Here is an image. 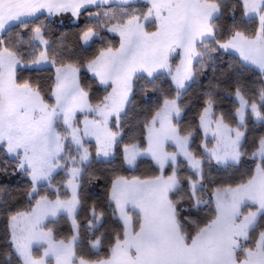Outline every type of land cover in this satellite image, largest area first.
<instances>
[{
    "label": "snow or ice",
    "instance_id": "obj_1",
    "mask_svg": "<svg viewBox=\"0 0 264 264\" xmlns=\"http://www.w3.org/2000/svg\"><path fill=\"white\" fill-rule=\"evenodd\" d=\"M132 2L0 0V151L30 181L28 206L9 211L8 247L0 251V264H264V134L251 142L248 138L249 113L264 125V80L254 93L258 100L251 101L237 82L234 126L223 112L217 115L216 90L204 94L195 125L204 136L199 153L192 147L195 131L185 132L180 124L183 94L216 53H237L242 66H252L264 77V0H144L146 11ZM237 9L243 19L256 23L254 32L236 23L221 26L226 11L235 21ZM85 12L94 23L81 31L79 40L88 46L103 43L106 31L119 36V46L109 41L83 63L65 62V53L45 38L40 18L71 13L78 19ZM146 22H154L155 30L147 31ZM13 28L20 31L13 34ZM66 55L71 56L70 49ZM49 68L54 75L47 97L54 103L47 102L39 80H21L18 74ZM82 69L104 87L96 103L91 86L82 84ZM165 76L171 89L162 93L144 123L143 142L132 137L134 142L121 148V121L137 81L158 90L156 81ZM92 140L97 162L111 163L120 151L122 166L134 170L149 158L158 169L156 175L112 179L108 199L120 230L111 234L100 231L105 213L95 204L86 209L85 221L79 219ZM245 157L254 167L234 185L216 184L206 173L205 166L208 172L239 167ZM184 165L192 175L181 176ZM7 167L5 161V171ZM61 172L65 179L57 182ZM206 179L216 184L211 195ZM186 201L194 210L214 205V215L200 226L182 215L187 209L180 206ZM61 219L70 234L57 238L49 224ZM106 235L110 239L100 255Z\"/></svg>",
    "mask_w": 264,
    "mask_h": 264
},
{
    "label": "trees",
    "instance_id": "obj_2",
    "mask_svg": "<svg viewBox=\"0 0 264 264\" xmlns=\"http://www.w3.org/2000/svg\"><path fill=\"white\" fill-rule=\"evenodd\" d=\"M131 6L141 9V11L147 10V5L144 2L134 3ZM90 11H96V9L92 8ZM40 19L44 21L47 33L45 38L52 42L54 50L65 53V62L79 60L83 63L91 58L99 47L108 46L109 41L114 46L118 47L119 45V37L104 31L102 33L104 36L103 43L100 40H96L91 46H83L82 41L79 40V35L82 30L94 23L93 20L87 18L86 12L78 18L76 23H67L61 21L58 17H46V15L42 16ZM36 23H39V21ZM219 23L225 29L231 24L236 23L240 29L248 32H254L256 27L254 21L248 22L242 18V9H237L235 11V21L229 18V12L226 11ZM12 31L14 34L16 31H20V29L13 28ZM29 34L30 29L24 32L25 39H27ZM7 35L8 34H5V38ZM13 43H15V41H13ZM69 49L71 50L70 57L66 55ZM197 66L199 67V65ZM18 74L21 80L27 77H31L33 82L39 80L45 92L47 102L52 103V99L47 97V93L50 91L48 86L51 81L49 78L54 75V69L49 68L47 71L39 72L21 71ZM81 80L86 89L89 85L91 86L90 94L92 103H96V101L105 94L104 88L99 86L98 82L91 77L86 69L81 70ZM261 80H264V77H262L255 68L251 66H242L240 59L233 53L218 52L215 54V59L202 68L197 74L196 80L181 98V107H183L185 111L180 124L181 127L185 129V132L188 130L195 131L192 147L197 153H199L198 146L203 141V136L201 131L195 129V125L198 122L199 111L203 107L204 94L212 89L216 90L217 115L223 112L226 116V121L232 123L234 126L235 120L233 113L235 108L238 107V103L234 96L237 82H239V86L244 91L246 98L251 101L252 99L258 100V96H255L254 93L261 86ZM156 84L158 85V90H154L152 84H145V81L142 80L137 81L131 104L128 106L127 115L123 116L121 121V130L124 135V139L120 145L121 148L123 143L134 142L131 139L132 137L143 142V137L145 135L144 123L147 119L151 118V114L155 111V105L161 99L162 93L168 94L171 89L170 79L166 76L157 80ZM171 94L174 95V90ZM112 126L113 130H116L115 124H112ZM260 134H264V125L254 122L249 113V142H251L253 137H258ZM121 158L122 153L120 151L116 152L115 158L111 163L97 162L93 156L91 165L85 170L82 187L80 189L84 207L80 211L79 219L85 221L87 219L86 209L95 204L98 212L103 211L105 213V225L100 231L108 234L120 230L119 222L115 220L112 215L115 206L114 204L110 205L108 199L112 179L117 175L130 178L133 175L143 177L158 174V169L149 158H142L134 170L122 166ZM5 161L8 162V158L4 155L3 151H0V251L8 247L9 232L7 217L9 211L23 209L28 206L29 198L27 192L30 187L29 180L23 176L22 173L16 172L15 165L8 162L7 170H4ZM252 167H254V162L245 157L243 163L239 167H230L227 169H217L213 167L211 172H208L207 166H205V169L207 175H210L216 181V184L231 183L234 185L240 181L242 173L250 171ZM170 172L171 168H168L166 174ZM180 174L181 176L192 175L186 165L182 166ZM193 178L195 179V176H193ZM55 179L57 182H60L65 179V177L61 172ZM205 184L207 186L206 191L209 195V192L216 184L210 183L208 179L205 180ZM41 194H43V192ZM205 199H207V196ZM180 207L187 209V211L182 213L184 217H188L200 226L207 223L214 215V212L211 210L214 208V205L194 210L190 207V202L186 201L181 204ZM49 227L56 228L57 238L65 237L70 234L69 227L63 219L56 225L49 224ZM187 227L190 231H194L195 225L189 223ZM97 235H99V233H97ZM109 239L110 235H106L104 246L100 250V255H104ZM84 251L87 250L85 249Z\"/></svg>",
    "mask_w": 264,
    "mask_h": 264
},
{
    "label": "rangeland",
    "instance_id": "obj_3",
    "mask_svg": "<svg viewBox=\"0 0 264 264\" xmlns=\"http://www.w3.org/2000/svg\"><path fill=\"white\" fill-rule=\"evenodd\" d=\"M138 2H144V0H133V2H132V4H134V3H138ZM61 21H64V22H67V23H76L77 21H78V19H76V18H73L72 16H71V13H67V14H61L60 16H57ZM153 28V29H152ZM149 29V30H148ZM146 30L147 31H149V32H151V31H154L155 30V23L154 22H146ZM109 34H111V35H115V34H112V33H109ZM115 36H117V37H119L118 35H115ZM82 45L83 46H88V45H84L83 44V42H82ZM119 46V45H118ZM235 56H237L238 58H239V56H238V54L237 53H233ZM178 60H179V57L178 56H176L175 57V60H174V63L175 62H178ZM252 67V66H251ZM258 72H259V70L258 69H256ZM90 74V73H89ZM91 75V74H90ZM99 86H101V85H99ZM101 87H103V86H101ZM104 88V87H103ZM110 90V89H109ZM52 103H54V100H52ZM77 119L78 120H82L83 119V116L82 115H78V117H77ZM116 123V121H115V118L113 117L112 118V120H111V124H115ZM81 127H82V125H81ZM202 132V131H201ZM202 136H203V132H202ZM203 139H204V136H203ZM95 142H94V140H92L91 142H90V146L92 147L91 148V152H92V156H94L95 157ZM146 146V145H145ZM209 146H211V144H209ZM173 149L170 147L169 148V151H172ZM8 158V162H10V164H12V165H15V161L14 160H12L11 158H9V157H7ZM16 166V165H15ZM22 175L23 176H25L23 173H22ZM26 177V176H25ZM29 180V179H28ZM30 182V181H29ZM209 195H211V191L209 192ZM247 210V209H246Z\"/></svg>",
    "mask_w": 264,
    "mask_h": 264
}]
</instances>
